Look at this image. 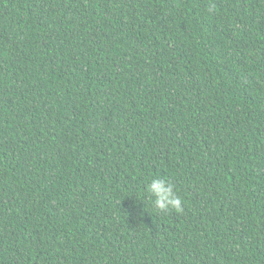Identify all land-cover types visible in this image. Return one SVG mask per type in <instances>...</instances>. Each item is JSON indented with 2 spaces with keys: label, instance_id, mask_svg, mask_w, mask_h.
I'll list each match as a JSON object with an SVG mask.
<instances>
[{
  "label": "trees",
  "instance_id": "trees-1",
  "mask_svg": "<svg viewBox=\"0 0 264 264\" xmlns=\"http://www.w3.org/2000/svg\"><path fill=\"white\" fill-rule=\"evenodd\" d=\"M0 264H264V0H0Z\"/></svg>",
  "mask_w": 264,
  "mask_h": 264
},
{
  "label": "clouds",
  "instance_id": "clouds-1",
  "mask_svg": "<svg viewBox=\"0 0 264 264\" xmlns=\"http://www.w3.org/2000/svg\"><path fill=\"white\" fill-rule=\"evenodd\" d=\"M173 185L171 183L160 180L159 178L151 179V183L147 184V191L154 193V204L159 209L170 208L176 213L183 212L182 200L180 197L172 194Z\"/></svg>",
  "mask_w": 264,
  "mask_h": 264
}]
</instances>
